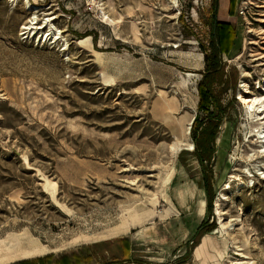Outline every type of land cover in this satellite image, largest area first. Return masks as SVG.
<instances>
[{"label": "rangeland", "instance_id": "1", "mask_svg": "<svg viewBox=\"0 0 264 264\" xmlns=\"http://www.w3.org/2000/svg\"><path fill=\"white\" fill-rule=\"evenodd\" d=\"M29 1L38 24L53 16L63 37L23 28L35 12L27 0H0V264H264V176L244 174L257 144L239 99L245 82L264 92V0L219 3L236 41L223 56L228 111L207 163L212 210L193 122L182 135L194 148L170 151L181 135L173 121L198 113L212 0ZM163 97L178 108L161 112ZM218 200L237 224L221 228ZM135 205L158 213L123 225ZM208 220L214 229L191 248Z\"/></svg>", "mask_w": 264, "mask_h": 264}, {"label": "trees", "instance_id": "2", "mask_svg": "<svg viewBox=\"0 0 264 264\" xmlns=\"http://www.w3.org/2000/svg\"><path fill=\"white\" fill-rule=\"evenodd\" d=\"M213 14L210 21V43L206 45L200 41L199 46L204 53L205 69L198 82L199 102L198 113L192 124L195 140V154L205 171V188L209 196V209L212 210L213 196L211 180L208 176L207 163H210L216 149V138L228 111L223 97L228 91L229 83L225 78V64L223 56L230 52L236 41V32L230 22L218 18L219 0H212ZM220 87V88H219ZM206 111L201 117L200 112ZM212 163V162H211ZM210 221L202 222L198 229L197 238L191 243L194 248L200 238L214 229Z\"/></svg>", "mask_w": 264, "mask_h": 264}, {"label": "bare ground", "instance_id": "3", "mask_svg": "<svg viewBox=\"0 0 264 264\" xmlns=\"http://www.w3.org/2000/svg\"><path fill=\"white\" fill-rule=\"evenodd\" d=\"M178 0H172V2L176 3ZM26 6L34 10L35 12L31 16L28 23L23 25L24 29H30L37 31L39 28H43L47 25H49V28L46 29L47 37L49 35H53V37L56 39H59L63 37V31L62 29L56 27L54 23L51 21L53 16H47L44 19V23L38 24V14L37 10L39 8L38 5L32 4L29 0L26 2ZM104 15H106V18H109L111 21L115 22L117 20L122 21L123 18H112L109 14H107L106 11H104ZM108 80L109 78L106 77ZM112 84V83H107ZM244 88L239 93V99L240 101L245 105L247 115L252 119V121L255 124V129H253L254 135H256V144L257 148L255 149L254 153H251L248 155V159L250 160L251 166L246 167L247 170L244 172V174L248 173L253 174L255 171L261 172V174L264 176V92L259 93L258 91H253L251 89V85L248 82H245L243 84ZM259 87L264 90V81H259ZM175 92L177 93L178 90L175 89ZM251 93V94H247ZM163 103L160 104L161 112L166 113L165 109H169L170 111L174 112L176 108H178V105L176 103H172L171 99L164 98ZM174 100H177V98H174ZM195 116L192 114L189 116V114L182 115V117H177L175 121H173V128L175 131H179L181 135L176 136V138L171 142L170 144V151L173 156H175L180 150L183 148L193 149L194 148V142L190 139H186L183 137V135L189 133V129L191 127V123L193 122ZM172 121V120H171ZM252 122V123H253ZM183 134V135H182ZM230 136V128L228 125H226L224 131L221 133V136L218 138V161L221 163L225 156V147L228 145V140ZM25 160L28 161V156H25ZM198 161L195 162V166H198ZM245 174V175H246ZM43 179L46 180V184L49 187L56 188L57 182L55 180L49 179L45 174ZM234 180H243V173H235L232 177ZM229 184L227 187H230ZM216 211L220 215V225L222 229H226L230 226H233L234 224H237L238 220H240L239 217H231L229 219V223L225 221L226 217L223 216L225 214V211L221 210L220 208V202L219 200L216 202ZM158 213V210L150 209V210H144L142 208L135 206L128 207L125 209V212L123 214V225L131 224V223H137L142 222V220L147 217L146 215L155 216ZM168 213V212H167ZM210 236L206 235L203 238L201 248H204L208 244ZM243 256H246V254H243ZM249 264H252L251 262Z\"/></svg>", "mask_w": 264, "mask_h": 264}, {"label": "crops", "instance_id": "4", "mask_svg": "<svg viewBox=\"0 0 264 264\" xmlns=\"http://www.w3.org/2000/svg\"><path fill=\"white\" fill-rule=\"evenodd\" d=\"M220 1H221V0H219V3H220ZM221 21H223V20H221ZM113 78H114V77H113ZM172 103H176V104L178 105V102H177L176 100H172ZM205 234H207V233H205ZM205 234H204V235H205ZM204 235H203V236H204ZM203 236H202V237H203ZM202 237H201V238H202ZM201 238H200V239H201ZM199 242H200V241H199ZM198 244H199V243H198ZM198 244H197V245H198ZM197 245H196V246H197Z\"/></svg>", "mask_w": 264, "mask_h": 264}, {"label": "water", "instance_id": "5", "mask_svg": "<svg viewBox=\"0 0 264 264\" xmlns=\"http://www.w3.org/2000/svg\"><path fill=\"white\" fill-rule=\"evenodd\" d=\"M222 125H223V123H222ZM222 125H221V126H222Z\"/></svg>", "mask_w": 264, "mask_h": 264}]
</instances>
